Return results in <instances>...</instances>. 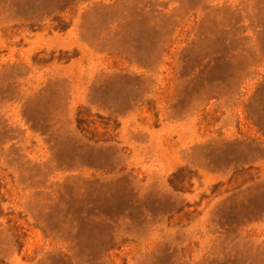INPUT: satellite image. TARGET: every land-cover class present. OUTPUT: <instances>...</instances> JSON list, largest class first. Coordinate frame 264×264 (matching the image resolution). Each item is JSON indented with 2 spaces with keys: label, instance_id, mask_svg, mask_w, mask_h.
Here are the masks:
<instances>
[{
  "label": "rangeland",
  "instance_id": "1",
  "mask_svg": "<svg viewBox=\"0 0 264 264\" xmlns=\"http://www.w3.org/2000/svg\"><path fill=\"white\" fill-rule=\"evenodd\" d=\"M0 264H264V0H0Z\"/></svg>",
  "mask_w": 264,
  "mask_h": 264
}]
</instances>
